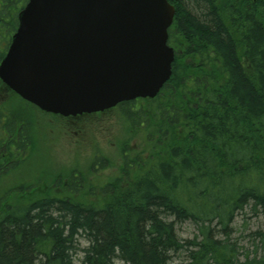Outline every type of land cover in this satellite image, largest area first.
I'll list each match as a JSON object with an SVG mask.
<instances>
[{"label": "trees", "instance_id": "trees-1", "mask_svg": "<svg viewBox=\"0 0 264 264\" xmlns=\"http://www.w3.org/2000/svg\"><path fill=\"white\" fill-rule=\"evenodd\" d=\"M167 2L171 76L154 99L119 105L128 136H142L119 176L89 182L108 161L95 159L9 182L33 151V106L0 81L5 156L17 154L0 159V264H264V0ZM26 3L0 0V62ZM247 209L258 244L239 256L229 231ZM185 222L199 237H178Z\"/></svg>", "mask_w": 264, "mask_h": 264}, {"label": "water", "instance_id": "water-1", "mask_svg": "<svg viewBox=\"0 0 264 264\" xmlns=\"http://www.w3.org/2000/svg\"><path fill=\"white\" fill-rule=\"evenodd\" d=\"M174 14L167 0H27L0 80L63 117L152 99L171 76Z\"/></svg>", "mask_w": 264, "mask_h": 264}, {"label": "rangeland", "instance_id": "rangeland-1", "mask_svg": "<svg viewBox=\"0 0 264 264\" xmlns=\"http://www.w3.org/2000/svg\"><path fill=\"white\" fill-rule=\"evenodd\" d=\"M144 103V102H143ZM135 105V104H134ZM143 104L137 103L136 106H141ZM135 107V108H137ZM33 130L35 133L42 131L44 128L50 131L48 138L50 141L60 140V144L55 145L54 147L47 149L41 147L39 151H31L25 159H28L25 163H22L20 166L16 167V171L13 173L15 176H12L8 181L12 182L15 178V182H18L19 179L27 175L29 179L31 178H40L44 175L49 169L54 170H62L64 168H70L73 166H77L80 168L82 173L85 169L93 162L95 159H69L76 153V149L73 148L75 146V140L78 137L74 133H69L68 135H62L61 139H58L55 136V133L58 129H61L64 125L62 120H52V116L41 113L36 108L33 107ZM90 125L88 127L86 135L81 137L84 140H96L99 143L100 147H103L106 151L109 149H114V146L122 147V143H125L124 150H126L129 155H133L131 151H135L141 147V139L142 136H135L133 140H131V136H128L130 132L125 128L123 124L122 118L118 109L109 111L106 114H103L97 118H93L91 120L85 121ZM89 130H91L90 133ZM50 145V144H49ZM129 145V146H128ZM36 150V148H35ZM123 150V149H122ZM49 156V157H58L55 159H41V156ZM72 155V156H71ZM117 156H120L118 153ZM105 164H101V170L97 173L93 171V166L88 167L87 170L90 171V175L88 181L90 182L94 179L97 183L101 181L107 180L112 177L119 176V171L117 170L118 166L121 163V159H107ZM92 161V162H91ZM91 162V163H90ZM36 166H49V168H45L38 173L34 170ZM13 178V179H12ZM7 181V182H8ZM14 181V180H13ZM0 185V191L3 190ZM99 191H96V194ZM99 195V194H97ZM243 213H238L234 219V222L230 226V235L229 242H231L237 248V253L239 256L243 255L246 251L253 253L255 245L258 244L257 241H253L250 237H248V233L253 231L260 225V217H256L253 215L248 209ZM244 219V220H243ZM177 234L181 240L192 239L194 237H199V231L197 226L192 222H185L177 225ZM221 238V236H219ZM223 239V236H222ZM82 246H84V242H81ZM81 254L79 255V258ZM184 254L177 255L173 258V264L183 262L185 259ZM78 264V262L76 263ZM114 264H124L119 260H115Z\"/></svg>", "mask_w": 264, "mask_h": 264}, {"label": "flooded vegetation", "instance_id": "flooded-vegetation-1", "mask_svg": "<svg viewBox=\"0 0 264 264\" xmlns=\"http://www.w3.org/2000/svg\"><path fill=\"white\" fill-rule=\"evenodd\" d=\"M106 112L107 111L99 112V113H91V114L83 113V114H78L75 116H68V117H61V116H55V115L53 116L52 114H50L53 119L62 120L64 123L62 128L58 129V131L55 133V136L58 139H61L62 135H68L69 133H74L78 137V139L74 141L75 146H73V148L76 149L77 151L73 156L71 155L72 157H70L69 159H127V157L129 156V153L123 149L124 147L121 148L118 146H114V149H109L108 151H106L103 147L99 146V143L96 140H91V139L84 140L81 138L84 135H86L88 127L90 125L88 122L85 123V121L91 120L93 118H97L103 114H106ZM90 132L91 130H89L88 133ZM19 133H20V129L15 128L14 130V142L15 143H17L19 140ZM49 134H50V131L45 128L40 132H37V133L34 132L33 153L35 151H39L41 147L50 149L54 147L55 145L60 144V140L50 141L48 138H46V137H49ZM1 135L2 137H0V159H3V160L12 159V158L15 159L17 154L14 148L15 145H12V144L9 145V149H10L9 154H11L12 157L10 156L11 158H6L5 156V154L7 153V143L10 142L11 135H8V132L5 129H3V131L0 133V136ZM134 150L137 151V148H135ZM135 151H131V152H135ZM118 153H120V156H117ZM40 158L41 159L43 158L45 159L59 158L60 159V156L58 157L47 156L46 157L44 155V156H41Z\"/></svg>", "mask_w": 264, "mask_h": 264}]
</instances>
